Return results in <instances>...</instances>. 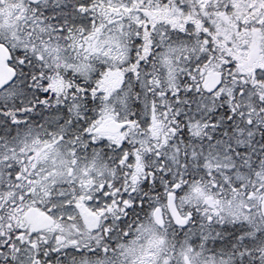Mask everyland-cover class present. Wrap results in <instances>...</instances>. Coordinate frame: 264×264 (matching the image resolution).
I'll use <instances>...</instances> for the list:
<instances>
[{"label": "snow or ice", "instance_id": "1", "mask_svg": "<svg viewBox=\"0 0 264 264\" xmlns=\"http://www.w3.org/2000/svg\"><path fill=\"white\" fill-rule=\"evenodd\" d=\"M0 264H264V0H0Z\"/></svg>", "mask_w": 264, "mask_h": 264}]
</instances>
